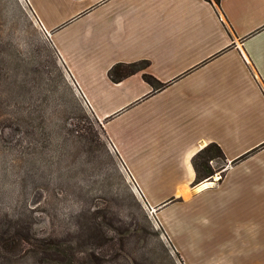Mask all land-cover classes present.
I'll return each instance as SVG.
<instances>
[{
  "label": "crops",
  "instance_id": "crops-1",
  "mask_svg": "<svg viewBox=\"0 0 264 264\" xmlns=\"http://www.w3.org/2000/svg\"><path fill=\"white\" fill-rule=\"evenodd\" d=\"M22 1L183 264H264V0ZM211 143L224 173L195 185Z\"/></svg>",
  "mask_w": 264,
  "mask_h": 264
},
{
  "label": "rangeland",
  "instance_id": "rangeland-1",
  "mask_svg": "<svg viewBox=\"0 0 264 264\" xmlns=\"http://www.w3.org/2000/svg\"><path fill=\"white\" fill-rule=\"evenodd\" d=\"M83 126L97 133L94 151L81 143ZM221 163L211 165L217 169ZM78 203L108 208L114 228L124 225L129 234L139 229L141 241L131 245L151 251L150 262L171 264V258L183 264L31 11L22 0H0V231L29 228L59 237ZM74 247L76 257L91 253L89 245ZM102 249L106 261L119 253ZM31 251L25 245L4 250L0 264H38ZM134 261L145 263H129Z\"/></svg>",
  "mask_w": 264,
  "mask_h": 264
},
{
  "label": "trees",
  "instance_id": "trees-1",
  "mask_svg": "<svg viewBox=\"0 0 264 264\" xmlns=\"http://www.w3.org/2000/svg\"><path fill=\"white\" fill-rule=\"evenodd\" d=\"M214 1L220 4V0ZM148 66V61L128 64L119 63L111 68L109 77L112 81L118 83L130 75L145 71ZM142 76L154 90L162 89L165 86L149 73L144 72ZM95 121L105 134L97 118H95ZM83 128L86 134L81 135V143L83 142L91 151H94L93 143L95 142V138H97V133L90 126H83ZM216 160L222 162L217 169L211 165V162ZM226 164L227 159L221 147L216 143L207 145L193 158V166L196 172L194 184H199L206 179L211 180L218 171L222 176ZM76 206V209H70L67 213L69 223L66 227L67 231L63 232L59 237L51 232L44 236H38L29 228L22 232H12L11 229L0 231V252L4 250L10 252L14 248L20 249L23 245L29 246V249L32 250L31 252H33V258H36L38 264H130L129 261L131 259L136 260V258L145 260V263L134 261L135 263L133 264H165L164 261H160L159 263L150 262L151 251H142L139 248L135 249L131 245V240L136 242V246L139 245L141 241L139 229H134L129 234L130 229H127L126 226L122 225L120 228H114L112 223H108V208H97L92 204L85 205L83 203H78ZM139 208L141 210L140 206ZM144 219L152 229L149 216L144 215ZM114 220L115 218L111 219V221ZM121 224L126 223L121 222ZM161 231L163 232L162 229ZM110 232L116 233L114 239L111 237ZM76 244L82 246L89 245L91 253H88L85 258L76 257L74 251ZM105 246H108L110 251L114 250L115 253L119 251V253L114 255L115 258L112 261H106L105 259L106 254L102 249ZM176 256L181 261L179 255L176 254ZM170 263L176 264L175 260L171 258Z\"/></svg>",
  "mask_w": 264,
  "mask_h": 264
},
{
  "label": "bare ground",
  "instance_id": "bare-ground-1",
  "mask_svg": "<svg viewBox=\"0 0 264 264\" xmlns=\"http://www.w3.org/2000/svg\"><path fill=\"white\" fill-rule=\"evenodd\" d=\"M203 186H206V184H204Z\"/></svg>",
  "mask_w": 264,
  "mask_h": 264
},
{
  "label": "built area",
  "instance_id": "built-area-1",
  "mask_svg": "<svg viewBox=\"0 0 264 264\" xmlns=\"http://www.w3.org/2000/svg\"><path fill=\"white\" fill-rule=\"evenodd\" d=\"M150 213L152 214V211Z\"/></svg>",
  "mask_w": 264,
  "mask_h": 264
}]
</instances>
